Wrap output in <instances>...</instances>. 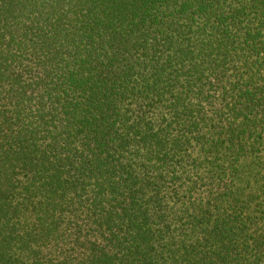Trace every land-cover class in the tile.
Returning <instances> with one entry per match:
<instances>
[{
    "label": "trees",
    "instance_id": "obj_1",
    "mask_svg": "<svg viewBox=\"0 0 264 264\" xmlns=\"http://www.w3.org/2000/svg\"><path fill=\"white\" fill-rule=\"evenodd\" d=\"M0 264H264V0H0Z\"/></svg>",
    "mask_w": 264,
    "mask_h": 264
}]
</instances>
